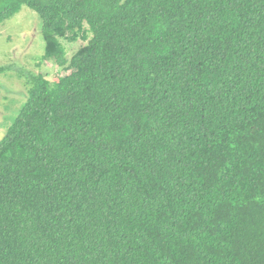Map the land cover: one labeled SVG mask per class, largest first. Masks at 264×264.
<instances>
[{"label":"trees","instance_id":"1","mask_svg":"<svg viewBox=\"0 0 264 264\" xmlns=\"http://www.w3.org/2000/svg\"><path fill=\"white\" fill-rule=\"evenodd\" d=\"M23 5L62 74L0 139V264H264V0Z\"/></svg>","mask_w":264,"mask_h":264},{"label":"rangeland","instance_id":"2","mask_svg":"<svg viewBox=\"0 0 264 264\" xmlns=\"http://www.w3.org/2000/svg\"><path fill=\"white\" fill-rule=\"evenodd\" d=\"M61 41L68 59L82 42ZM43 54L41 18L35 11L23 5L0 23V139L26 101L32 77L41 73L53 83L62 74Z\"/></svg>","mask_w":264,"mask_h":264}]
</instances>
